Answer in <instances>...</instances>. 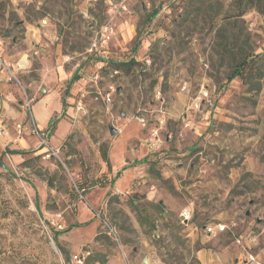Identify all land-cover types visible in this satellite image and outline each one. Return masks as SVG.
Masks as SVG:
<instances>
[{
    "label": "rangeland",
    "instance_id": "374dc122",
    "mask_svg": "<svg viewBox=\"0 0 264 264\" xmlns=\"http://www.w3.org/2000/svg\"><path fill=\"white\" fill-rule=\"evenodd\" d=\"M141 1L32 0L16 5L0 0V46L9 72L16 74L0 78V156L5 152L8 166L0 167V264H62L55 238L62 229L38 205L57 206L56 188L81 200L78 188L86 195L93 187L113 184V166L129 171V164H135L128 162L129 150L142 142L139 147L150 160L108 198L105 213L118 226L121 240L103 234L108 242L150 256V264H202L198 249L228 244L233 248L228 264H264V0H167L170 10L159 17L163 31L157 34L148 31L151 19L142 15L132 43L117 50L118 60L104 66L108 70L96 72L100 82L111 79L106 90L115 103L96 100L97 92L84 86L75 93L80 113L72 117L80 123L54 147L56 153L32 152L24 161L11 160L18 150L11 141L17 131L13 117L22 105L31 134L49 144L35 130L32 113L40 119L26 97L35 99L40 92L39 76L52 64L50 58L61 51L76 54L81 59H69V73L82 67L96 29L112 17L115 22L111 14L128 10L130 2L142 10ZM80 8L91 15L84 27L79 17H67L80 16ZM149 8L164 10L159 3ZM44 17L51 19L54 26L49 27L59 38L46 34L50 45L38 52L26 39L27 26ZM147 38L149 45L143 44ZM26 47L31 57L27 68L21 67L25 59L6 58ZM243 50L259 55L247 79L229 80ZM120 62L132 63L115 73ZM6 90L11 110L3 106ZM90 98L96 106L87 105ZM142 127L148 130L142 133ZM140 133L143 141L136 144ZM150 140L156 145L149 146ZM110 150L113 164L104 157ZM44 189L42 199L38 192ZM132 216L139 228L131 226ZM217 223L226 224V230L207 231V225Z\"/></svg>",
    "mask_w": 264,
    "mask_h": 264
},
{
    "label": "crops",
    "instance_id": "0c3cea01",
    "mask_svg": "<svg viewBox=\"0 0 264 264\" xmlns=\"http://www.w3.org/2000/svg\"><path fill=\"white\" fill-rule=\"evenodd\" d=\"M32 0H11L13 4L19 5L20 2H27ZM113 1V0H110ZM167 0H142L143 9L136 11V7L131 2L129 3L128 10H122L120 14H111L115 17L116 21V34L112 40L108 43V47L104 51L103 55H98L97 53H91L90 57L83 61L82 67L76 68L73 72L69 73V70L66 66L69 59L77 58L81 59L76 54H64L62 51L58 56L55 57V54L50 58L49 61H52L50 67H48L47 72H43L42 76H39V80L42 84L40 92L37 93L35 99L32 103L35 104L37 108V115L39 116L40 121H37L36 117L33 115L34 122L36 127L41 131L44 138H47L48 145H42L40 139L37 136L31 134L29 131V122L27 118V112L25 107L22 105V109H18L16 115L13 117L15 121V127L17 131H14L11 135L12 144L17 147V153L12 154L11 160L14 162L24 161L25 159L31 157L35 152L36 155L44 154L48 151L49 146L57 147L66 139L72 127H76L80 121L73 123L72 117L79 115V111L75 106V96L84 86L89 85V91H102L107 93L106 87L109 84L111 79L108 77L104 82H100L99 79H95V74L97 69L103 68L110 61H117L119 58V52L117 50L124 49L128 47L129 44L136 38L138 35V29L140 24V18L142 15H145L146 19H151L148 22L147 28L148 31H151L152 34L161 33L163 28L159 26L158 19L159 17L165 16L170 10ZM154 3H159L163 6L164 10L159 11L156 9H150L149 7L153 6ZM148 8V9H147ZM80 16L71 14L67 16L69 21L73 18L79 17V22L84 24L89 21L91 18L90 12L85 8L77 9V12ZM49 25L54 26L51 19L48 17L42 18L40 21L35 24H29L27 26V37L28 43L31 42L33 46H36L38 52H42L45 48V45H50L48 40L45 39V35L55 37L58 39L57 30L49 27ZM98 29V28H97ZM96 29V31H97ZM17 44V43H16ZM143 44L149 45L150 39H145ZM24 48V50L16 51L12 55L6 54L8 59H25L26 63L21 67L27 68L31 62L30 51ZM79 48V47H75ZM73 64V63H72ZM77 65H79L77 63ZM108 70L106 67L103 68V71ZM99 72V71H98ZM115 73L118 72V69L114 70ZM4 74L6 72L0 70V78L5 79ZM100 75V73H97ZM112 77L113 73H108ZM100 78V77H99ZM91 81V82H90ZM68 82V83H67ZM66 84H68L66 86ZM5 84H3L4 86ZM111 86V85H110ZM70 88V89H69ZM94 88V89H93ZM122 88L119 87V91ZM7 90L3 94V102L6 108L10 109V101L6 99ZM114 99V98H113ZM115 103V100L111 102ZM87 105L93 107L97 105L94 99H89ZM78 108V107H77ZM79 109V108H78ZM140 120V119H139ZM131 124V123H129ZM127 127V126H126ZM148 128L142 127V133L146 132ZM24 131V134L22 132ZM112 132V131H111ZM142 133L140 137H135L133 141L142 142ZM145 145L144 142L138 145L137 148H132L130 151L131 160L128 162L134 161L135 164H129L130 170L126 171L124 168H116L113 166L115 176L117 177L114 183L103 186V187H93L85 195L84 200L73 199L69 192H61L57 188L55 189L57 193V206H49L42 204L38 205L39 209L45 214L47 213L49 218H52L54 222L58 224H63L64 228L62 230H57L55 232V238L58 240L59 246H61L62 264H77L73 262V259L76 255H79L81 250L84 247H89L93 255L96 253H105L102 255L106 259L105 264H137L140 261V264H150L151 258L147 255H142L140 252L135 250L133 253H130L129 249L126 248L125 243H121V246L116 247L112 243L108 242L109 240L104 236L103 238L98 239L97 236L103 233L101 220L95 216V210H106L108 209L109 203L108 198L110 195L122 189L125 183L129 182V179L133 178L134 174L138 170V165L144 162H148L150 158L147 156V152H144L143 148L141 149L140 145ZM112 147V146H111ZM3 152L1 156L4 154ZM100 154V153H99ZM98 154V157H99ZM108 153V161L112 162V155ZM5 155V154H4ZM0 156V158H1ZM4 160V158H3ZM5 162V161H4ZM110 163V168H111ZM6 164V163H5ZM7 166V165H6ZM8 168V166H7ZM112 173L109 174L111 178ZM114 176V177H115ZM46 190L38 192V196L42 199L45 197ZM51 201L49 203H54ZM113 206H110V210ZM131 213V212H130ZM131 226L134 228H139V224L134 216L130 219ZM133 223V225H132ZM47 249V254L53 259L52 251ZM233 249L230 244L220 247V248H200L197 251L198 259L202 264H228V254ZM55 259V258H54ZM57 260V259H55ZM52 264V260H50ZM84 264H102L100 261H94L92 263Z\"/></svg>",
    "mask_w": 264,
    "mask_h": 264
},
{
    "label": "built area",
    "instance_id": "2783aa9c",
    "mask_svg": "<svg viewBox=\"0 0 264 264\" xmlns=\"http://www.w3.org/2000/svg\"><path fill=\"white\" fill-rule=\"evenodd\" d=\"M115 34H116V24L114 22V18L112 17V18L108 19L105 23H103L97 29L95 37L93 38V41L91 43V47L89 48V51L91 53H97L98 55H103L104 51L107 48L108 43L112 40V38L115 36ZM0 45H1V40H0ZM0 69L2 71L6 72V74L9 73L11 79L16 77L15 72H13V71L9 72V65L3 59V53L1 50V46H0ZM99 77H100L99 74H95V79H99ZM204 94L207 97L209 96L208 91H206V93H204ZM26 96H27V94H26ZM100 98L105 100L107 103H111V101H112V95L110 92H107L105 94L102 91H97V95H96L95 99L99 100ZM33 101H34V98L29 97V96L26 97V102L30 108L31 113H32ZM193 105L198 106V103L195 102V104L193 103ZM79 106L80 107L83 106L82 101L79 102ZM32 117H33V115H32ZM139 119L145 125V119L144 118H139ZM162 122L163 121L161 120V123ZM35 130L38 134H40L42 136L43 143L48 144L47 139H45L43 137L42 133H40V130L37 127H35ZM154 145H156L155 142L153 140H150L149 146L153 147ZM55 153H56V149L52 146H49L48 152H47V157H50L52 154H55ZM84 191H85L84 188H82V189L78 188V193L80 194L81 200L85 199ZM95 216L100 218V220H101V226H102L103 233L120 244L121 240H120L119 228L115 223H113L110 220V218L106 215L104 210L103 209L102 210H95ZM183 216H184V218L188 219L190 215H189V213H185V214H183ZM58 226L61 229L64 228L63 224H58ZM206 227H207L208 232L224 231L227 228L226 224H223V223H217L214 225L211 224V225H207ZM90 253H91V250L89 249V247H84L81 250L80 254L76 255L74 257L73 262L77 263V264H84L86 261V258L90 255ZM128 264H130V263H128Z\"/></svg>",
    "mask_w": 264,
    "mask_h": 264
},
{
    "label": "trees",
    "instance_id": "16d2710c",
    "mask_svg": "<svg viewBox=\"0 0 264 264\" xmlns=\"http://www.w3.org/2000/svg\"><path fill=\"white\" fill-rule=\"evenodd\" d=\"M243 51L244 52H242V51L240 52V55L242 57L240 58V60L238 62H236L234 64V66L232 67V71L228 75L229 76L228 77L229 80H233L236 77H241L243 79H247L248 78V76H247L248 68L251 66L252 62L255 61L256 55H259V54H255V56H254V55H250V53H246L247 52L246 50H243ZM131 63L132 62H120V63H117L116 66H115V69H120L121 66H128ZM104 157L108 161L107 152H104ZM103 234L104 233L99 234L97 236V238L98 239L103 238L104 237ZM60 248H61V246H60ZM93 254H94V252L91 251L90 255L86 258V262L87 263H92V262H94L96 260L100 261L102 264L106 263V259H104V257H102V255L103 256L106 255L105 253H103V254L102 253H96V255H93Z\"/></svg>",
    "mask_w": 264,
    "mask_h": 264
},
{
    "label": "water",
    "instance_id": "95a60500",
    "mask_svg": "<svg viewBox=\"0 0 264 264\" xmlns=\"http://www.w3.org/2000/svg\"><path fill=\"white\" fill-rule=\"evenodd\" d=\"M111 131H112V133H115V132H116V130L113 129V128H111ZM3 158H4V154H3V155L1 156V158H0V167H1V168H7V166H6V164H5L4 160H3Z\"/></svg>",
    "mask_w": 264,
    "mask_h": 264
}]
</instances>
